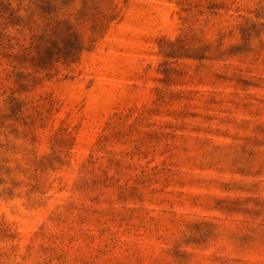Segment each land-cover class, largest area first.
<instances>
[{
	"label": "rangeland",
	"instance_id": "obj_1",
	"mask_svg": "<svg viewBox=\"0 0 264 264\" xmlns=\"http://www.w3.org/2000/svg\"><path fill=\"white\" fill-rule=\"evenodd\" d=\"M0 264H264V0H0Z\"/></svg>",
	"mask_w": 264,
	"mask_h": 264
}]
</instances>
